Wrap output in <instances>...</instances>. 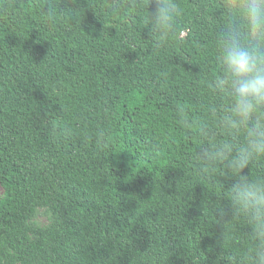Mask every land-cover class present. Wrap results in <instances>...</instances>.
Wrapping results in <instances>:
<instances>
[{
  "label": "trees",
  "instance_id": "16d2710c",
  "mask_svg": "<svg viewBox=\"0 0 264 264\" xmlns=\"http://www.w3.org/2000/svg\"><path fill=\"white\" fill-rule=\"evenodd\" d=\"M206 2L179 0L189 67L142 21L103 28L106 0H0V264H210L225 179L192 170L172 109L214 71Z\"/></svg>",
  "mask_w": 264,
  "mask_h": 264
},
{
  "label": "clouds",
  "instance_id": "9594fccd",
  "mask_svg": "<svg viewBox=\"0 0 264 264\" xmlns=\"http://www.w3.org/2000/svg\"><path fill=\"white\" fill-rule=\"evenodd\" d=\"M199 7L214 28V71L209 75L204 64H195L205 87L196 114L184 103L172 109L189 141L192 170L202 180L217 172L225 179L215 195L222 231L210 264H264V0H207ZM15 8L3 4L0 12L11 16ZM44 11L49 19L55 15L51 4ZM95 14L103 28H118L117 16L119 23L142 21L154 49L171 50L193 66L182 47L190 29L178 27L185 15L179 0H106ZM185 259L193 264L191 256Z\"/></svg>",
  "mask_w": 264,
  "mask_h": 264
},
{
  "label": "rangeland",
  "instance_id": "374dc122",
  "mask_svg": "<svg viewBox=\"0 0 264 264\" xmlns=\"http://www.w3.org/2000/svg\"><path fill=\"white\" fill-rule=\"evenodd\" d=\"M1 193H2V188L0 187V195H1ZM39 220H40L41 223H43L45 221V218L41 217Z\"/></svg>",
  "mask_w": 264,
  "mask_h": 264
}]
</instances>
